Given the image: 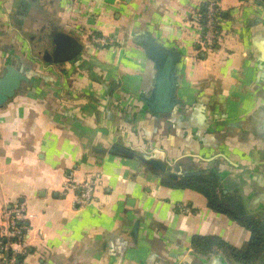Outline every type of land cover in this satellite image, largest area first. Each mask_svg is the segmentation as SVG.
<instances>
[{
	"label": "crops",
	"instance_id": "crops-1",
	"mask_svg": "<svg viewBox=\"0 0 264 264\" xmlns=\"http://www.w3.org/2000/svg\"><path fill=\"white\" fill-rule=\"evenodd\" d=\"M204 1L0 0V77L23 76L0 102V224L23 205L25 264H264V0H217L227 36L213 50ZM90 29L117 45L91 46ZM90 177L79 205L65 182ZM187 179L259 224L255 260L232 257L251 231L175 185Z\"/></svg>",
	"mask_w": 264,
	"mask_h": 264
},
{
	"label": "built area",
	"instance_id": "built-area-1",
	"mask_svg": "<svg viewBox=\"0 0 264 264\" xmlns=\"http://www.w3.org/2000/svg\"><path fill=\"white\" fill-rule=\"evenodd\" d=\"M263 2V0H255ZM201 25L200 43L204 49L214 47L219 36L218 25H221L220 10L217 0H205V15ZM92 41L104 42L103 39L93 36ZM65 188L76 192L75 202L79 205L90 203L94 198L95 180L84 178L82 181L69 179ZM23 205H14L4 211V221L0 224V264H25L23 242L25 227L20 223L23 216ZM15 246H20L16 250ZM20 255L22 257H20Z\"/></svg>",
	"mask_w": 264,
	"mask_h": 264
},
{
	"label": "trees",
	"instance_id": "trees-1",
	"mask_svg": "<svg viewBox=\"0 0 264 264\" xmlns=\"http://www.w3.org/2000/svg\"><path fill=\"white\" fill-rule=\"evenodd\" d=\"M205 3V1H204ZM205 10V4L202 6L201 11L204 12ZM201 12V23L203 20L204 15L202 16ZM221 15V13H220ZM221 17V16H220ZM199 25H202V24ZM219 28V36L218 40L216 41L215 45L213 48L210 50H213L214 48L217 47H222L223 44L225 43L224 37L227 36L221 31V25H218ZM202 183V184H199ZM204 183V184H203ZM175 185L181 186V187H191L200 190L208 199V204L209 206L217 211L224 212L230 217L240 221L244 226H246L250 231H251V238L249 241H247V244L243 248H236L233 246H228L226 247L225 243L223 240L219 239L218 237L214 236H204V235H195L192 238V244L196 248H209L211 246H218V247H226L228 251L232 254V257L241 263H250L253 260L256 259V257L261 254V235H262V228L258 226L251 218L250 216L244 215L242 212H239L237 208L235 207V204L233 201H229L226 199L219 198L217 195L213 193V189L209 186V183L206 181H198V180H192V179H187V180H182L177 182ZM20 257H22L20 255Z\"/></svg>",
	"mask_w": 264,
	"mask_h": 264
},
{
	"label": "water",
	"instance_id": "water-1",
	"mask_svg": "<svg viewBox=\"0 0 264 264\" xmlns=\"http://www.w3.org/2000/svg\"><path fill=\"white\" fill-rule=\"evenodd\" d=\"M60 39H62V42L60 45L64 47V43H68L70 41L69 37L60 35ZM60 46V47H61ZM59 47V46H58ZM59 47V50H60ZM66 47V45H65ZM165 62L162 65V67L159 70L158 74V84H157V92H160L162 96L166 97V94L169 93L170 87H171V73H172V57L171 56H164ZM23 76H21L18 71H16L12 66H7L6 72L2 77H0V102L4 101L12 92L13 90L18 86V82ZM159 99V98H158ZM162 104H164V100L159 99L156 103V107H153L152 104H150L151 109L155 110H163ZM120 150L119 146H114L111 148V151Z\"/></svg>",
	"mask_w": 264,
	"mask_h": 264
},
{
	"label": "rangeland",
	"instance_id": "rangeland-1",
	"mask_svg": "<svg viewBox=\"0 0 264 264\" xmlns=\"http://www.w3.org/2000/svg\"><path fill=\"white\" fill-rule=\"evenodd\" d=\"M203 14H202V16L203 15H205V10H204V12H202ZM92 26V25H91ZM92 28V27H91ZM93 36H95L96 38H100V39H103L104 40V42H102V41H99V42H94V41H92V37ZM88 38H89V44L91 45V46H94V47H97V46H99V47H115L116 45H117V43H116V40L115 39H112L111 37H108V36H105V35H99L98 33H96V31L95 30H89L88 31ZM90 178H92L93 180H95V188H96V184H97V180H96V177H90Z\"/></svg>",
	"mask_w": 264,
	"mask_h": 264
}]
</instances>
